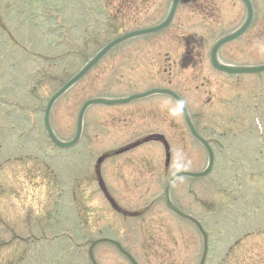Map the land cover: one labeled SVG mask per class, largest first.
Returning a JSON list of instances; mask_svg holds the SVG:
<instances>
[{"label": "rangeland", "instance_id": "1", "mask_svg": "<svg viewBox=\"0 0 264 264\" xmlns=\"http://www.w3.org/2000/svg\"><path fill=\"white\" fill-rule=\"evenodd\" d=\"M171 1L0 0V95L27 105L0 102V264H90L98 239L118 242L138 264H199L201 236L163 195L175 173L203 172L207 154L171 98L91 107L66 151L52 146L42 121L49 99L88 60L115 38L160 24ZM250 1L253 21L221 48L223 64L264 66V0ZM47 5L59 7L62 24ZM245 16L239 0H180L164 31L110 51L49 117L67 143L88 100L175 93L215 157L206 178H182L170 190L174 207L207 232L206 264H264V148L252 120L257 100L264 111V74L230 77L209 61L212 45ZM258 123L264 130V112ZM93 255L97 264H130L107 244Z\"/></svg>", "mask_w": 264, "mask_h": 264}, {"label": "water", "instance_id": "2", "mask_svg": "<svg viewBox=\"0 0 264 264\" xmlns=\"http://www.w3.org/2000/svg\"><path fill=\"white\" fill-rule=\"evenodd\" d=\"M177 2H178V0H174L173 1L172 7L170 9V12H169V15H168L167 19L162 24H160L159 26L154 27V28H151V29H145V30H140V31L132 32L130 34H127V35H125L123 37H120V38L116 39L115 41L111 42L106 47H104L95 57H93L90 61H88V63L85 65V67L76 76H74L56 95H54L51 98V100H50V102L48 104V107L46 109V129H47V131L49 133L50 138L52 139V141L57 146H59L61 148H68V147H71V146H73L74 144L77 143V141L79 139V136H80L82 117H83L84 111L89 106L95 105V104L120 105V104H125V103L131 102L133 100L140 99V98H143V97L152 95V94H165V95H168L171 98H173L178 103V105L180 106L181 111H182V113L184 115V119L186 120V122L188 124V127L191 130V133H192L193 137L196 138V139H198L201 143H203V141L198 138V136L195 133L193 127L189 123L188 114L186 112V109H185L184 104L182 103V101L175 94H173L170 91H166V90H162V91L161 90H155V91H151L149 93L143 94V95L133 96V97H130V98L124 99V100L108 101V100H98L97 99V100H90V101L86 102L83 105V107H82V109L80 110V113H79L77 134H76L75 138L70 143L64 144V143L58 142L55 139V137L53 136V134L51 133V130L49 129V125H48V114H49V111H50L51 106L53 105V103L55 102V100L57 98H59L63 93H65L69 88H71L75 83H77L108 51H110L116 45H118V44H120L122 42H125V41H127L129 39L135 38V37H139V36H143V35L157 33V32L162 31L163 29H165L168 26V24L170 23V21H171V19L173 17V14H174L175 9H176V6H177ZM241 2L244 4L245 9H246V19H245L244 23L242 24V26L239 29H237L235 32H233V33H231V34H229V35H227V36L219 39L213 45V47L211 49V53H210L211 62H212L213 67L216 70H219V71H222V72H225V73H229V74H255V73H262V72H264V67H256V68H229V67H225V66L219 65L218 62H217V60H216V53H217L218 49L222 45H224V44H226V43H228L230 41H233V40L239 38L247 30V28L249 27V25H250V23L252 21L253 9H252L251 3L249 2V0H241ZM203 144L206 146L205 143H203ZM167 161H168V151H167ZM211 165H212V155L209 152V166H208V169L204 173H202V174H190V173H180V174H177V175H175L174 177H172L167 182V184L165 186V190H164V200H165L166 206L174 214H176L177 216H179V217H181V218H183L185 220H188L191 223H193L197 227V229L200 231L201 235L203 236V241H204L203 256H204V254L206 252V235L202 232L200 226L197 224L196 221H194L193 219H191L188 216L182 215L181 213H179L173 207V205L171 204L170 199H169V188H170L172 182L176 178H179V177H192V178H201V177H204L206 174L209 173V171L211 169ZM100 243H108V244L113 245L114 247L117 248V250L131 264H136L135 261L125 251L122 250V248L120 247L119 244H117V243H115L113 241H109V240H99V241H96V242L92 243V245H91V247L89 249V258H90L92 264H95V262L93 260V256H92V250H93V248L96 245H98ZM200 264H202V261H201Z\"/></svg>", "mask_w": 264, "mask_h": 264}, {"label": "flooded vegetation", "instance_id": "3", "mask_svg": "<svg viewBox=\"0 0 264 264\" xmlns=\"http://www.w3.org/2000/svg\"><path fill=\"white\" fill-rule=\"evenodd\" d=\"M27 216V215H26ZM5 226H7V225H5V224H2V227L3 228H5ZM8 231V230H7ZM27 233H30V231H28Z\"/></svg>", "mask_w": 264, "mask_h": 264}]
</instances>
